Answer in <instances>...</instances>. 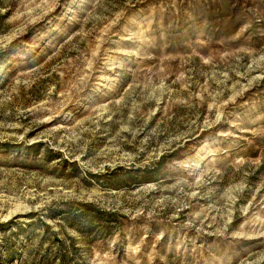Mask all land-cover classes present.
<instances>
[{
    "label": "rangeland",
    "instance_id": "obj_1",
    "mask_svg": "<svg viewBox=\"0 0 264 264\" xmlns=\"http://www.w3.org/2000/svg\"><path fill=\"white\" fill-rule=\"evenodd\" d=\"M60 252L264 264V0H0V264Z\"/></svg>",
    "mask_w": 264,
    "mask_h": 264
},
{
    "label": "trees",
    "instance_id": "obj_2",
    "mask_svg": "<svg viewBox=\"0 0 264 264\" xmlns=\"http://www.w3.org/2000/svg\"><path fill=\"white\" fill-rule=\"evenodd\" d=\"M58 262L61 264H66L67 263V257L65 255H62L61 252H60V255L58 257Z\"/></svg>",
    "mask_w": 264,
    "mask_h": 264
}]
</instances>
